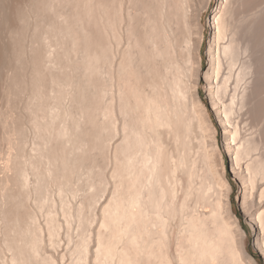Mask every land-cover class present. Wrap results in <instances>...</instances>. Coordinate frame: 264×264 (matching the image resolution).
Returning <instances> with one entry per match:
<instances>
[{"label": "bare ground", "instance_id": "6f19581e", "mask_svg": "<svg viewBox=\"0 0 264 264\" xmlns=\"http://www.w3.org/2000/svg\"><path fill=\"white\" fill-rule=\"evenodd\" d=\"M212 3L0 0V264H59L47 251L58 247L59 217L96 202V193L77 209L65 200L66 172L87 167L85 147L103 148L114 132L113 103L99 110L107 122L90 114L97 56L77 49L88 5L107 35L100 51L123 133L115 189L91 236L77 218L68 264H258L230 206L225 156L264 259V0H217L206 40Z\"/></svg>", "mask_w": 264, "mask_h": 264}, {"label": "rangeland", "instance_id": "374dc122", "mask_svg": "<svg viewBox=\"0 0 264 264\" xmlns=\"http://www.w3.org/2000/svg\"><path fill=\"white\" fill-rule=\"evenodd\" d=\"M101 2H103L104 4H108L110 5V0H100ZM217 4V0H213V3L211 4V6L209 7V9L203 14L202 17V22L206 27V40H208V38L210 37L211 34V30L209 28V24L211 23L212 20V12L215 9V6ZM82 8H80V14L78 16L79 18V24L82 27V35H77V49H79L80 51H84L86 52L88 55L90 56H97V59L94 60V69L95 72H93V75L90 77L92 84L95 87V91H96V95L93 99V104H92V109L90 111V114H98V120L102 123L107 122L108 119L107 117H104L103 115L100 116V111L102 110L104 112L107 111V108L110 107V104L113 103L114 105V115H113V129L114 132H112V135L106 136L103 138V148L97 147V145L90 144L87 145L85 147L86 152L88 155V160L86 161L87 163V167H83V168H79V171L77 172V174H73L69 171L66 172L67 173V178L69 180H67V187L66 188V194L65 196V200L68 201V204L71 205V207L73 209H77V207L81 206V202L82 199H84V197H89V195L91 196V194H97V197L95 198L96 202L94 203V205L90 207H85V210L82 212L83 214H81L80 218H78L77 213H74V216L77 215L76 217L80 220V221H84L88 218V221H84L85 223V227L86 229H84V232L86 235L91 236V234H93V232L96 230L97 228V224L99 225V217L100 216V208H101V203L103 204V202L111 196L112 191H114L115 189V184L117 179L114 177L115 173H114V169L116 168V159H115V147L116 145L119 143L120 141V137H122V115L120 113L119 110V93H118V86H117V80H114L112 78H114L112 75V71L110 70L111 67L109 66V63L107 61V56L104 53H101V49H105L106 47H108V39L106 38V32L104 30V27L101 26V21L98 20V17L96 16V14L94 15V11L93 9L91 10L90 5L86 6V8L81 11ZM92 13V14H91ZM108 15L111 17L112 16V10L108 9ZM96 16V18H95ZM97 21V23H96ZM99 21V22H98ZM116 44L114 43L113 47H115ZM120 47V46H119ZM119 47H115L114 52L116 53L114 56V62L117 63L120 61V56H119ZM205 47L207 48V43L205 45ZM205 47L202 49V51H205ZM104 49L102 50V52L104 51ZM69 51V50H68ZM204 54V53H203ZM204 57H206V55L204 54ZM116 60V61H115ZM206 61H207V57H206ZM111 73V75H110ZM116 79V78H115ZM112 80L113 83H112ZM116 82V84L114 83ZM203 93V91H202ZM202 100L205 102H203L205 104V106L209 109V101L207 98H205V96L203 95ZM64 104L69 105L70 101L69 98L65 97ZM116 110V111H115ZM98 112V113H96ZM96 117V120H97ZM211 119H212V123L213 125L217 128V119L215 118V116H213V114H211ZM82 121H84V119H82ZM101 123V124H102ZM100 124V123H99ZM100 124V125H101ZM221 134V133H220ZM218 133V143L221 147V143H222V139L221 136ZM222 154L223 156H225V153L222 150ZM226 158V159H225ZM224 161H225V174L226 176L229 178V181L232 183L231 186V196H230V206L232 209L233 214L235 215V217L238 219L239 224L244 232V239H245V243H246V248L249 252V255L255 259L257 261L258 264H264V259L262 258V254L259 253L258 248H256L254 246V230L251 228V226L249 225V223L245 220V218L243 217L242 214V207H241V197H240V189H239V185H237V181L232 177V174L230 172V168H229V164L227 162V157L225 156ZM217 160V159H216ZM219 164V161H218ZM91 170H89V169ZM90 172L93 173H90ZM89 175H88V173ZM87 173V174H86ZM81 176H79V175ZM92 175V176H91ZM94 176V179H93ZM78 177V178H77ZM90 178V179H89ZM93 179V183H90L89 180ZM92 182V180H91ZM95 182L97 184H95ZM89 184V185H88ZM96 185V187H90V185ZM51 185V186H50ZM48 187V195L50 198H56L57 194L55 193V186H52V184H50ZM71 185V186H69ZM71 187L72 189H70L69 187ZM100 186V189H99ZM69 188V189H68ZM94 188H97L98 190H101L98 192H94ZM71 191H73L71 193ZM69 193V194H67ZM73 195V196H71ZM100 207V208H99ZM86 213V214H85ZM84 215V216H83ZM86 216V217H85ZM73 217H68L69 221H66L65 217L60 216V222H61V229H60V240H59V244L58 247L55 248V250H52L51 248H47L48 254L50 253L51 255L54 254V256L52 258L55 259V261L57 262L56 259H59L57 263L59 264H68L69 263V256L65 255L66 254V250L67 248H69V246H72V243H75L79 240L80 238V233H81V225L79 226L78 224H81V222H79V220L77 218L76 221L75 219H73ZM85 217V218H83ZM72 219V221L70 220ZM84 219V220H83ZM99 221H98V220ZM90 220V222H89ZM176 221L178 220V218L175 219ZM175 221V222H176ZM79 222V223H78ZM89 222V224H88ZM99 222V223H98ZM88 224V226H87ZM88 228V229H87ZM94 228V229H93ZM51 249V253L50 252ZM62 254V256L64 257L63 259H61V257H57L58 255ZM92 263V262H91ZM96 263V262H95ZM94 264V261L93 263Z\"/></svg>", "mask_w": 264, "mask_h": 264}, {"label": "trees", "instance_id": "16d2710c", "mask_svg": "<svg viewBox=\"0 0 264 264\" xmlns=\"http://www.w3.org/2000/svg\"><path fill=\"white\" fill-rule=\"evenodd\" d=\"M204 102V101H203ZM205 103V102H204Z\"/></svg>", "mask_w": 264, "mask_h": 264}]
</instances>
